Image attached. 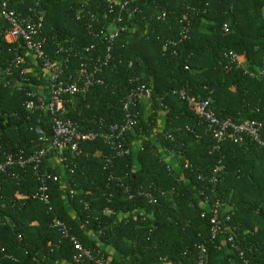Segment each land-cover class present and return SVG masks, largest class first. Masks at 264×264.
<instances>
[{
	"label": "trees",
	"instance_id": "obj_1",
	"mask_svg": "<svg viewBox=\"0 0 264 264\" xmlns=\"http://www.w3.org/2000/svg\"><path fill=\"white\" fill-rule=\"evenodd\" d=\"M8 1L23 17L38 2L43 17L38 40L51 60L69 57L77 68L86 56L105 59L109 33L100 32L94 21L104 20L106 0ZM133 1L141 12L123 13L127 29L110 47L98 75L101 83L75 96L63 116L83 131L118 123L125 94L144 84L151 89L149 112L143 100L133 104L136 136L128 135L135 145L142 139L141 147L131 143V153L113 159L108 167L104 164L110 151L102 139L84 143L85 154L73 158L66 153L73 169L67 181L46 183L51 209L40 198L41 182L31 169L22 180L1 174L0 264H98L74 260L72 240L51 225L55 216L104 264H197L200 245L206 250L203 264H264V149L251 140L238 145L228 139L214 149L205 124L177 94L185 89L190 95L210 97L215 114L235 123L264 122V72L259 71L264 65V0ZM80 5L84 11L78 19ZM224 23L229 32L223 31ZM89 25L98 36L89 32ZM184 25L187 37L180 40ZM69 46L71 51L61 49ZM230 50L249 63L248 70L229 63ZM16 56L29 60L23 46L7 43L0 34V68H10L0 72V155L26 156L41 147L39 128L47 140L53 132L44 113H30L25 107L26 92L35 86L42 89L47 80L42 63L37 60L36 68L29 69L26 61L16 65ZM23 80L22 90L3 84ZM169 148L177 153L180 171L167 169L169 158L161 151ZM44 168L61 174L48 163ZM213 174L217 183L211 181ZM120 181L133 194L137 189L154 193L158 203L140 195L128 199ZM70 189L75 191L72 198L67 195ZM205 198L227 202L218 210L222 232L215 237ZM228 234H233L237 249L231 248Z\"/></svg>",
	"mask_w": 264,
	"mask_h": 264
},
{
	"label": "built area",
	"instance_id": "obj_2",
	"mask_svg": "<svg viewBox=\"0 0 264 264\" xmlns=\"http://www.w3.org/2000/svg\"><path fill=\"white\" fill-rule=\"evenodd\" d=\"M88 1V0H87ZM108 6V12L103 14L104 20L100 23V20L96 17L95 21L99 24L100 32L103 30L108 31L107 40L109 46L107 48V55L105 59L101 60L99 56L93 58L92 56H86L87 60L79 63V67L70 65L69 57H65L59 60H51L46 56L42 49L41 42L38 40V34L43 26V17L37 12L36 6L38 2L29 7L30 14H37V18L21 16L14 9L10 7L8 0H0V25L1 32L4 40L7 43H14L24 48V55H27L29 60L23 59L21 56H16L13 61L16 65L20 61H26L29 64V69L36 68V61L42 63V67L46 73V82L42 89L37 86L32 91H27L26 94L28 99L26 100L25 107L32 112L44 113L48 118L50 127L52 128V139L47 140L45 132L38 129V140L41 143V147L29 155L22 156L13 152L3 153L0 155V175L8 176L14 180H22L25 175L28 174L29 169L32 170L37 180L41 182V194L40 198L43 199L44 203L50 206V198L47 193V181H67V173H72L73 169L68 164V156L76 157L87 153L83 148L84 143L93 141L96 139H102L110 151V154L105 157V167L111 166L112 161L115 158H120L131 153V143L134 144L136 140H130L128 142V135L136 136L135 125L137 123V113L132 112V106L135 102L141 101L144 98H150L151 89L146 87L144 84H139L136 87L131 88L124 96L121 102L123 110L122 120L118 123L104 124L102 128L96 130L83 131L74 124L70 118L63 116L66 112L67 104H71L74 101V97L78 95H84L90 91L95 85L101 83L98 77L102 67L106 64L109 58V51L114 40L126 31L127 26L122 24L123 13H137L141 12L138 5L134 4L133 0H106ZM84 11L83 6L76 8L77 18H82ZM117 11L116 15H111ZM90 13V18L93 19L95 16ZM89 32H92L94 36H98V32H93L92 26L89 25ZM224 32H229V27L226 23L222 25ZM188 26L184 25L180 32V40L187 37ZM86 47V50L92 48ZM66 51H71L72 47L66 48L61 47ZM69 56V55H68ZM229 63L241 65L240 56L237 52L230 50L227 53ZM242 66V65H241ZM71 69V72L67 70ZM10 68H0V72H7ZM261 73L264 72V65L259 70ZM4 87L11 90H22L25 83L23 80L20 84H11L6 81L3 83ZM212 92V91H210ZM178 96L186 101L188 110L196 116L202 123L205 124V131L209 133L211 138L214 140V149H218L225 140H230L238 145H242L246 140H251L257 143V145L264 149V122L260 120H247L241 123H235L230 118H222L215 114L211 108L210 97L201 98L188 94L185 89L177 91ZM142 139L136 143L135 148L141 147ZM134 148V149H135ZM163 157H168L167 169L169 173L173 171H180L177 159V153L172 149L161 151ZM173 159V160H172ZM52 165L61 174H52L44 168V164ZM218 166L215 168V172L218 170ZM111 177V175H110ZM200 180L204 179L202 174H198ZM211 181L217 183L219 178L216 174H213ZM119 186L122 187L123 192L127 195L128 199H133L135 195L143 196L148 203L157 204L158 197L146 190L137 189L133 194L130 192L128 185H125L120 181ZM75 191L69 190L67 195L70 198L73 197ZM203 191H200V194ZM164 195V192H160ZM213 195H216V191L213 190ZM206 207L211 211L209 217L210 221V232L212 237L217 236L222 232V221L219 217V208L227 205L226 201L216 199L210 201L209 198L204 199ZM228 217H226L227 219ZM52 226L56 227L63 237H69L72 240L76 254L74 255L75 261H95L98 264H104V262L97 258L93 252L78 240L71 232L67 224L61 221L58 217L52 219ZM20 237V235H19ZM233 234H228L227 240L231 244V248L237 249L233 242ZM198 253L197 264H203L206 253L205 247L200 245ZM239 257L244 263L247 261L243 258V253H238ZM166 257L161 258L160 261H165Z\"/></svg>",
	"mask_w": 264,
	"mask_h": 264
},
{
	"label": "crops",
	"instance_id": "obj_3",
	"mask_svg": "<svg viewBox=\"0 0 264 264\" xmlns=\"http://www.w3.org/2000/svg\"><path fill=\"white\" fill-rule=\"evenodd\" d=\"M240 60H241V65H242V67L245 68V70H248L249 63H248L247 61H245L244 59H240ZM145 100H148V98L143 99V101H145ZM148 103H149V100H148ZM148 112H149V111H148ZM158 119H159V121L162 120V118H158ZM172 160H173V159H172Z\"/></svg>",
	"mask_w": 264,
	"mask_h": 264
},
{
	"label": "rangeland",
	"instance_id": "obj_4",
	"mask_svg": "<svg viewBox=\"0 0 264 264\" xmlns=\"http://www.w3.org/2000/svg\"><path fill=\"white\" fill-rule=\"evenodd\" d=\"M146 112L149 111L148 100L144 101Z\"/></svg>",
	"mask_w": 264,
	"mask_h": 264
}]
</instances>
